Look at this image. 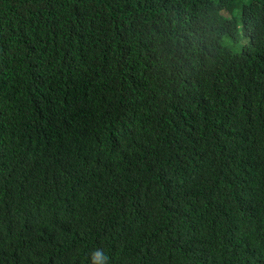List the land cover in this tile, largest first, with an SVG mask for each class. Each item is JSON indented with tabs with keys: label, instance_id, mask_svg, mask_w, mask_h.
Listing matches in <instances>:
<instances>
[{
	"label": "trees",
	"instance_id": "16d2710c",
	"mask_svg": "<svg viewBox=\"0 0 264 264\" xmlns=\"http://www.w3.org/2000/svg\"><path fill=\"white\" fill-rule=\"evenodd\" d=\"M97 249L264 264V0H0V264Z\"/></svg>",
	"mask_w": 264,
	"mask_h": 264
},
{
	"label": "rangeland",
	"instance_id": "374dc122",
	"mask_svg": "<svg viewBox=\"0 0 264 264\" xmlns=\"http://www.w3.org/2000/svg\"><path fill=\"white\" fill-rule=\"evenodd\" d=\"M246 0H235V2L237 4H240L242 5ZM222 16L223 17H234L236 20H237V28L238 30L240 31L241 30V22H240V16H241V11H240V8H236L235 10L232 11V13H225L223 12L222 13ZM238 42L233 45V49L237 52V53H241L242 52V49L244 46L248 45V40L243 38L242 36V32H239V38H238ZM232 39H225V44L228 45V46H231L232 45Z\"/></svg>",
	"mask_w": 264,
	"mask_h": 264
},
{
	"label": "clouds",
	"instance_id": "9594fccd",
	"mask_svg": "<svg viewBox=\"0 0 264 264\" xmlns=\"http://www.w3.org/2000/svg\"><path fill=\"white\" fill-rule=\"evenodd\" d=\"M98 256H103L102 249H97L96 251L93 252V254H92L93 264L95 262V258L98 257ZM104 259H105V264H106L107 258L105 257Z\"/></svg>",
	"mask_w": 264,
	"mask_h": 264
}]
</instances>
